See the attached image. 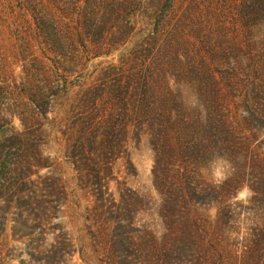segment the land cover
I'll return each instance as SVG.
<instances>
[{
    "label": "trees",
    "instance_id": "1",
    "mask_svg": "<svg viewBox=\"0 0 264 264\" xmlns=\"http://www.w3.org/2000/svg\"><path fill=\"white\" fill-rule=\"evenodd\" d=\"M78 1L65 25L55 21L52 3L39 0V45L58 73L81 51L92 58L112 56L115 46L132 38L137 16L146 26L145 35L136 36L119 55V63L101 71L78 95L75 115L62 130L78 187L91 201L86 220L103 264H264V197L255 198L257 213L241 253L228 249L241 215L236 207L243 208L234 199L249 187L254 133L264 125V0ZM223 6L232 11L231 22ZM223 15L229 26L218 18L213 27V18ZM212 29L220 38L232 33L249 40L257 53L250 64L252 83L236 70H214L196 60ZM226 53H221L224 61L229 60ZM60 76L63 93L55 96L67 97V79ZM46 89L39 93V88L25 87L20 102L6 97L15 106L0 103V238L9 216L15 227L19 212L39 222L53 199L63 195L60 179L46 178L53 191L49 198L39 195V184L32 180L46 168L34 129L39 96L47 100L41 114L51 110ZM23 106L28 109L20 115ZM16 118L21 130L13 125ZM145 139L153 154L155 227L140 220L148 197L125 180L137 176L129 144ZM258 162L262 166L264 159Z\"/></svg>",
    "mask_w": 264,
    "mask_h": 264
},
{
    "label": "rangeland",
    "instance_id": "2",
    "mask_svg": "<svg viewBox=\"0 0 264 264\" xmlns=\"http://www.w3.org/2000/svg\"><path fill=\"white\" fill-rule=\"evenodd\" d=\"M47 2L52 3L51 6L55 9L53 12L55 21L68 25L69 17L79 1L47 0ZM223 8H228L226 19L232 20L233 13L230 8L227 6ZM218 18L223 19L221 24L229 26L224 21L223 15L213 18L211 21L213 27H218L220 23ZM136 19L139 23L130 36L134 39L131 38L125 45L115 46V53L112 56L92 58L85 56L81 51L77 61L71 59L62 66L61 73H58L39 45V0H0V87L4 88L0 94V103L2 102L3 107L8 106L5 105L6 103L15 106L13 100L9 98L12 97L20 102L18 95L25 87L39 88V93L43 88L48 87L47 95L53 100L50 104L51 110L46 116L41 114L47 107V100L44 102L39 96V109H37L39 125L34 127L39 133V149L43 157L47 158V161L41 163L46 168L39 170V174L34 175L32 180L39 184V195L46 198L53 194L52 189L47 187L50 184L46 179L48 177L60 179L63 190L60 200L53 199L45 214L39 215V222L34 220L35 217L31 215L28 217L26 214L22 215L23 212H19L20 223L15 227L13 222L15 218L8 217L5 221L6 225L3 226L5 231L0 238V264H103L104 255L97 251L86 220V211L91 201L78 187L74 167L66 156L67 144L62 130L67 120L75 115V112H72V105L78 95L95 83L101 71L119 63V55L132 47L136 36L145 35L146 26L142 23L144 21L138 16ZM213 30L215 29H212L211 35L203 41L207 48L201 55H196V60H203L214 70H236L239 76L245 78L247 84L252 83L250 64L251 59L257 58L255 55L257 53L248 47L249 40L244 34L235 36L232 33L228 38L227 36L220 38ZM263 37L264 35H260V38ZM259 40L256 39L257 42ZM222 51H227L228 61L223 60ZM190 57L193 58L192 52ZM60 74L67 79L69 87L67 97L55 96L56 91L63 93L59 92ZM245 75L247 77L249 75V79H246ZM8 91L10 93L5 94ZM23 103H27L26 100ZM26 108L28 109L26 106L17 108V112L22 115ZM13 125L17 130L22 129L18 118L14 120ZM259 129L254 133L256 137L253 140L254 151L251 155L255 158V163L247 170L249 171L247 184L250 188L245 187L234 199V202L242 204L244 208L241 210L236 207L241 211V215L233 226L234 233L231 235V245L228 247L237 254L241 253V242L247 233L250 220L257 213L255 211L258 203L255 198L264 197V164L258 166V157L264 159V125L259 126ZM129 154L130 160L137 169V176H130L125 180L129 186L140 190L148 197L150 204L141 214L140 220L141 224L153 227L158 223L153 206L157 196L152 181L153 154L147 140L130 143ZM123 164H126L125 159L119 162V165L123 166ZM125 177V174L119 175L121 181ZM215 177L220 179L221 176L215 174ZM257 181L260 186H257ZM111 188L113 192L116 191L115 182L112 183ZM246 208L245 216L243 211L245 212ZM210 214H214L213 211ZM246 217L248 220L244 224ZM1 221L2 213H0Z\"/></svg>",
    "mask_w": 264,
    "mask_h": 264
}]
</instances>
